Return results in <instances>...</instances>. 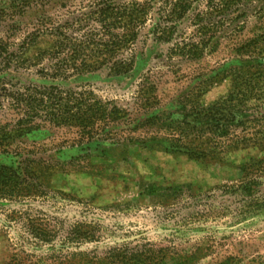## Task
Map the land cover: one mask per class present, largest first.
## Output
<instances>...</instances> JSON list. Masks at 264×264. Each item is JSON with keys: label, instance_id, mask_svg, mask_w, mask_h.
<instances>
[{"label": "rangeland", "instance_id": "obj_1", "mask_svg": "<svg viewBox=\"0 0 264 264\" xmlns=\"http://www.w3.org/2000/svg\"><path fill=\"white\" fill-rule=\"evenodd\" d=\"M97 1L0 0V37L17 45L35 34L36 47L48 48L43 34L86 18ZM124 1L131 0H114ZM135 1L153 6L147 33L178 0ZM188 1L173 41L142 38L130 73L103 68L58 82L87 84L124 111L113 134L87 141L76 127L47 124L12 144L45 161L33 169L30 190L22 184L14 196L0 195V264H264L263 150L242 145L195 158L172 150L167 138L168 125L189 113V99L211 105L244 79L263 97L252 100L260 105L252 113L264 114V0H234L205 18L210 32L199 58L172 50L202 38L194 19L208 0ZM35 70L8 76L40 82ZM16 120L0 100V123ZM0 164L26 172L14 153L0 151Z\"/></svg>", "mask_w": 264, "mask_h": 264}, {"label": "trees", "instance_id": "obj_2", "mask_svg": "<svg viewBox=\"0 0 264 264\" xmlns=\"http://www.w3.org/2000/svg\"><path fill=\"white\" fill-rule=\"evenodd\" d=\"M233 1L208 0L203 18L200 19L198 15L201 13H198L194 19L201 41L183 45L175 42L172 47L175 54L199 58L207 46V34L210 32V24L204 19L211 20L222 14ZM93 8L86 13V18L67 20L43 34L50 40L48 48L36 47L39 37L35 34L17 45L0 37V100H5L8 109L17 115L14 123H0V151L14 153L26 169L21 173L12 166L0 164L1 196H14L23 188L22 184L30 190L32 183L29 179L35 174L33 169L45 161L43 157H36L32 149L25 152L17 148L13 150L11 146L16 139L49 124L76 127L87 141H91L102 132H105L103 137L113 134L112 127L123 117L124 111L116 106L110 108V102L99 100L93 90L86 87L87 84L66 87L58 82L103 68L109 76L130 73L142 38L152 34L157 41L172 42L177 31V19L183 18L191 4L188 0L170 3L147 33L144 31L153 11L149 1L131 0L116 4L114 0H98ZM32 48L37 50L25 56ZM32 67L36 68L35 74L40 82H22L20 79L12 82L8 76L20 69L19 74L29 76L28 69ZM246 82L244 79L238 87L208 106H204L200 99H189L191 105L186 118L168 125L170 148L195 158L218 155L228 148L242 145L256 146L264 154V114L252 113L260 107L252 100L259 101L263 97H258L260 95ZM261 163L262 159L254 165ZM244 167L245 175L249 176L251 166Z\"/></svg>", "mask_w": 264, "mask_h": 264}]
</instances>
